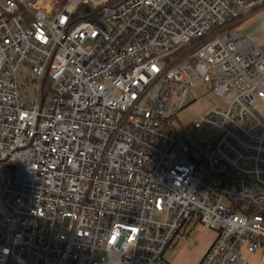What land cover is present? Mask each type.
<instances>
[{"label": "built area", "instance_id": "1", "mask_svg": "<svg viewBox=\"0 0 264 264\" xmlns=\"http://www.w3.org/2000/svg\"><path fill=\"white\" fill-rule=\"evenodd\" d=\"M262 8L0 0V264H174L197 225L198 264H264V47L239 27ZM198 80L228 103L193 142L168 110Z\"/></svg>", "mask_w": 264, "mask_h": 264}, {"label": "rangeland", "instance_id": "2", "mask_svg": "<svg viewBox=\"0 0 264 264\" xmlns=\"http://www.w3.org/2000/svg\"><path fill=\"white\" fill-rule=\"evenodd\" d=\"M259 14L256 16V21L254 20L260 30L257 33L256 43L264 47V27L262 30L260 27L264 25V9ZM29 87L34 88V83H31ZM30 96H34L33 91H30ZM227 103L226 97L219 94L211 82L198 80L194 86L189 87L182 105L177 103L169 108V114L173 115L171 124L179 133L188 134L187 125L190 122L208 114L213 107H225ZM255 108L264 115V100H259ZM188 136L193 142L197 141L195 135L188 134ZM198 137L204 139L206 136L199 133ZM187 233L185 236L176 238L165 253V258L174 264H197L215 236V231L204 225H197L194 228L190 226L187 228Z\"/></svg>", "mask_w": 264, "mask_h": 264}, {"label": "crops", "instance_id": "3", "mask_svg": "<svg viewBox=\"0 0 264 264\" xmlns=\"http://www.w3.org/2000/svg\"><path fill=\"white\" fill-rule=\"evenodd\" d=\"M42 1V3H43V5L45 6V7H48V6H50L54 1H57V0H41ZM59 1V4L61 5V4H64L66 1H69V0H58ZM264 8H262V9H260L259 11H257V12H255V13H253V14H251V15H248V16H246V17H244L243 19H242V21L239 23V27L244 31V32H246V34L247 35H249V36H251V37H255V38H257V36H258V34L257 33H259V28L256 26V24H255V19H256V16H259L260 14V12L263 10ZM258 13V14H257ZM255 14V15H254ZM255 20V21H254ZM260 27H261V30H262V28L264 27V25H260ZM212 242V241H211ZM211 242H210V244H211ZM209 244V245H210ZM209 245H208V247H209ZM207 247V248H208ZM207 248L205 249V251L207 250ZM205 251L203 252V254L201 255V257H200V259H199V261L202 259V257H203V255H204V253H205ZM199 261H198V263H199ZM197 263V264H198Z\"/></svg>", "mask_w": 264, "mask_h": 264}, {"label": "trees", "instance_id": "4", "mask_svg": "<svg viewBox=\"0 0 264 264\" xmlns=\"http://www.w3.org/2000/svg\"><path fill=\"white\" fill-rule=\"evenodd\" d=\"M89 11H90V7H88L86 5L80 6V7H78V9L75 13V18L76 19L90 18Z\"/></svg>", "mask_w": 264, "mask_h": 264}]
</instances>
